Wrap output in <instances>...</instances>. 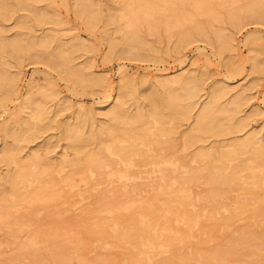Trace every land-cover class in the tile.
Listing matches in <instances>:
<instances>
[{
    "label": "rangeland",
    "instance_id": "374dc122",
    "mask_svg": "<svg viewBox=\"0 0 264 264\" xmlns=\"http://www.w3.org/2000/svg\"><path fill=\"white\" fill-rule=\"evenodd\" d=\"M18 2L19 0H0V48L1 45L8 46V43L12 45L7 47L6 53L0 49V203L4 204L3 199H8L12 194L11 185L5 183V176L17 172L15 163H25L32 155H37L42 166L38 165L35 170H41L47 164H59L64 157L71 160L72 145H76L81 151L85 149L84 151L96 152L99 143L97 144L94 136L101 127L111 123L107 113L122 85L130 88L124 107L128 109V113L134 114L138 105L144 111L148 109V95L155 96L154 98L159 96L158 99H161L163 90L159 82L162 79H174L187 74L197 77L199 90L195 107L187 120L178 121L173 142L169 141L172 149L175 147L172 152L177 150L174 155L187 154L190 157L203 147L208 149L227 146L245 139L251 132H258V137L264 135V72H256L254 60L251 59L256 56V60L264 64V10L257 11L259 15L254 17H241L240 11L237 16L231 14L232 8L237 10L249 4L255 5L256 9L261 8L264 0H234L233 5L228 2L225 7L211 3L214 17H197V27L193 24L184 26L183 32L187 35L185 33L186 36H182L181 33L182 37L179 32L183 28L178 32L173 30L166 33L160 27L156 31L140 27L134 35L128 33L120 18V0H28L24 8H19ZM175 9L177 14L191 13L189 7L179 6ZM39 15L45 18L38 19ZM185 27H189L190 31L187 32ZM131 35L138 38L130 40ZM216 49L222 53L216 54ZM65 57L69 60L64 62ZM76 70L83 74L85 82L65 79L67 72ZM94 77L100 80L96 85L87 82ZM214 91L218 95L217 104L226 109L238 98V104L233 110L216 114L224 132L204 136L201 142L188 146L186 151L182 150V134L190 129L194 118L207 101V96ZM79 114L83 115L81 123L76 121ZM67 124L71 126L66 131L63 126ZM91 137L95 141H90ZM161 140L166 141V138L161 137ZM155 147L159 150L161 147H151L158 154L159 150ZM6 149L16 155V162L2 157ZM143 162L144 159L142 164ZM139 166L142 165L139 163ZM139 169L141 168L137 167L135 170ZM44 170L41 171L47 174ZM68 170L61 173L67 176L72 172V169ZM145 171L140 172L145 176L148 172ZM50 173L47 174L49 177L44 178L43 175L40 182H44L43 186L46 184L45 188L48 186L52 190L61 173L57 175L54 172L53 177ZM135 173L140 176V184L145 181L148 183L154 176L151 171L148 172L151 175H146L145 178L142 174ZM70 178L78 189L76 191H80L79 199L74 191L76 196L69 191L71 196L66 199L69 189L60 185L53 189H63L58 191L60 194L57 193L60 197L57 202H52L54 206L52 203H49V207L43 203L33 206L39 212L42 208H47L49 213L55 211V216L52 213L48 217L43 212L42 215H37H41V218L25 217L24 221L21 219L26 224L22 226L23 230L16 229L17 234L11 229L14 235L8 233V229H0V264H144L145 260L142 261L143 257L140 255L144 250L139 249L138 255L135 253L138 256L135 259L131 255L136 251H132L124 242L125 238L133 234L138 236L136 231L140 232V229H125L124 232L119 229L117 236H123V239L118 246H114V237L111 240L107 237L110 235L109 229H80L74 225L78 224L74 220L80 219L78 215L81 212L94 210L99 201L111 202L115 197L112 201L115 203L116 194L112 192L120 191V185L101 184L94 191L84 185L79 176ZM140 184H133L135 187L132 190L135 189L136 192L132 198L140 199L143 195L148 197V184ZM200 185L192 186L193 196H202L217 189L226 192L227 198L231 199L241 191L240 185L233 188L205 183ZM138 186L142 187L139 189L144 187V191L138 192ZM111 187L114 190L109 192ZM193 187H198L199 190H194ZM99 189V193H95ZM145 191L147 195L143 194ZM200 191L204 193H199ZM72 196L77 200H71ZM258 196L261 199L257 200L258 211L249 209L242 215L222 213L213 218L209 214H201L200 225L204 229H192L191 232L181 229V237L188 234L190 236L184 245L169 249L167 254H164L165 251L160 254L155 252L151 257L152 263L148 264L264 263V254L259 256V250L264 248L261 241L262 238L264 240V225L260 224L264 221V192L258 193ZM79 206L81 211L74 210H80ZM125 233L129 236L125 237ZM106 243L110 244L106 246Z\"/></svg>",
    "mask_w": 264,
    "mask_h": 264
},
{
    "label": "bare ground",
    "instance_id": "6f19581e",
    "mask_svg": "<svg viewBox=\"0 0 264 264\" xmlns=\"http://www.w3.org/2000/svg\"><path fill=\"white\" fill-rule=\"evenodd\" d=\"M27 1L28 0H19L17 6H19V8H24ZM120 2L122 3L120 18L124 21V28H126V31L130 34L135 33L140 27H144L147 31H156L157 28L160 27L163 28L166 33L173 30L178 32L179 29L181 31L184 26L192 24L197 27V17L204 16L208 19L214 17V14H212L213 9L210 7L211 3H217L218 7H225V4L228 2H231V5L234 4V0H120ZM179 6L189 7L191 13L183 12L182 14H177L175 8ZM262 10H264V5L256 9L255 5L252 4L250 6L249 4L237 10L232 8L231 14L236 15L237 12L240 11L239 14H241V17H254L258 14L257 11L260 12ZM37 17L38 19L45 18L43 15ZM188 28L187 32L190 31ZM183 31H185L184 28L182 32H179L180 34L178 33L180 37L187 35V33ZM133 35H131L130 40L138 38ZM126 41L128 42L129 40L126 38ZM10 45L11 43H8V46ZM8 46L1 45V51L6 53ZM215 53L220 54L222 52L216 49ZM251 59L254 60V70L256 72H264V64L257 61L256 56H252ZM63 60L65 62L68 61L69 58L65 57ZM65 79L67 81L75 79V82H85L83 74L78 70L67 72ZM196 79L197 77L188 76V74L174 79H162V81L159 82L163 90L160 95L161 99H158V95V97L156 96L157 98H154L155 96L148 97V95L146 97L148 98V109L144 111L143 108L138 105L136 113L134 114L128 113V109L124 107L125 101L129 97L130 88H128L127 85L120 86L116 94L115 102L107 113L111 123L101 127L98 130V134L94 133L97 144L99 143L98 146L96 145V152L94 150H88L91 153L87 150L86 152L84 151L85 149L83 150V148H81L82 146L80 148L83 151H81L75 147L76 145H72L73 157L71 160L68 159L69 157H64L59 164L56 163L55 166H51V164L48 166L47 164L46 168L41 169H45L48 172L47 174L51 172L50 176L52 177L55 173L58 175L61 172H65L66 169H69L68 171L72 169V172L68 173L67 176L61 173L64 177L66 176L65 178L62 176V179H60L61 175L59 174L60 176L57 177H59L60 180L57 178L59 182L56 181L58 185L56 186V183L54 184L55 186L53 185V189H56L58 186L60 187V185L64 189H69H67L68 192H66V199L71 196L70 192H72V195H75L73 191L76 192L77 198H80V191H76L78 189L73 179L70 178L71 176H79L80 181L84 185L91 187L92 190L96 189L101 184L110 186L112 184L113 186L114 183H118V185H120V191H116L112 189V187L111 191H109L112 192V190H114L112 193L116 194L115 203H112L115 197L111 199V202H108V200H104V202L98 200L99 204L94 210L81 212L82 215L80 212H78L80 215L76 213L78 217L80 216V219L78 221L74 220L75 223H78L74 225L80 229H109L110 235L106 236L108 238L110 237V240L114 237L112 242L115 244L114 246H118L122 242L121 239H123V236H117L119 229H123L122 232L126 231L125 229H140V232L138 230L136 231L140 236H135V234H133L128 237L129 235L125 233V237L127 236L128 238H125L124 242L132 251H136L133 252V255L130 254L135 257V259L138 257L137 251L139 249L144 250V252L140 254L143 258L141 259V256H139L142 261L145 260L144 264H146V262L148 264V262L151 261V257L155 252L160 254L165 251V253H163L167 254L166 251L169 252V249L172 250L174 247H182L190 236L188 234V236L181 237V232H179L181 229L184 232H191L192 229H204L205 227H201L200 225V219H202L201 214H209V217L213 218L214 216L219 217L222 213L227 215H242L248 212L249 209L258 211L259 208L256 207V204L261 200L258 193L264 192V135L258 137V132H251L245 139L234 141L227 146L210 147L208 149H204V147L200 148L190 157L187 156V154L186 156H181L180 154H178L180 156L174 155L177 150L172 152L175 147L172 149V144H170L169 141H172L177 131L178 121L187 120L190 111L195 107V98L198 97L199 90L198 80ZM99 81V79L94 77L87 82L91 85H96ZM168 90H170L169 93H167ZM176 91L179 92L175 93ZM215 93L214 91L207 96V101L202 105L200 112L194 118L192 126L187 132L182 134V150L185 149L186 151L188 146L201 142L204 136L217 135L224 132L223 126L216 114L219 112L227 113L229 110H233L238 104V98H235L228 106L229 108L226 109V107H220L217 104L218 95ZM82 118L83 115L81 116V114H79L76 117V121L81 123ZM149 125H151V127H149ZM68 126L71 125L67 124L65 127L63 126V129L67 131ZM94 137H91L89 140L91 141ZM161 137H165L166 141L164 140L161 142ZM93 140L95 141V139ZM154 144L161 147L160 150L155 147L159 150L158 154L157 152L155 153L156 150L153 151L151 149V147L155 146ZM11 152L12 151L6 149L2 153V157L11 162H16V155ZM186 157L189 159L187 160ZM142 159L145 161L143 164ZM138 160H140V162ZM40 162L41 160L37 155H32L25 163H15L17 168L15 174H9L10 176L8 177L5 176V183L11 185L12 194L8 199H3L4 204L1 202L3 205H0V229H8V233H12L11 229H14V232L16 229H20L21 231L23 230L22 226L25 224L23 222L25 217L33 216L31 218L35 219V216H40L41 218L43 212L46 213L48 217L52 213H54L52 216L56 215L55 211L49 213L47 208H42L40 213L38 211L39 209H37V212L33 207L41 203L44 205L47 204L48 206L49 203H54L55 200L57 202V199L60 198L58 194L63 190H58V192L57 190L47 188L48 186L45 188L46 184L43 186L44 182H40L43 178L41 180L40 178L43 175L44 178L49 176L44 172L46 174L45 176L39 168L35 170L38 165H40ZM139 163L142 165L141 167ZM47 167H50V169ZM137 167L141 169H139V171L135 170ZM144 167L145 169L142 170ZM150 167L151 170L149 169ZM22 169L23 171H21ZM24 170H26V172ZM49 170L51 171L49 172ZM145 170L148 172L151 171L154 175L152 176L153 178L150 176L152 179L150 181L148 180V183L145 181L146 185L144 182L140 184V176H136L135 173L142 174ZM148 172L145 174L147 176L151 175L148 174ZM68 175H70L69 178ZM143 176L141 178H143ZM144 178L143 180H145ZM138 179L139 181L136 182ZM136 183L138 185L140 184V186L143 184L147 186L148 184V197H144L143 195L140 199L132 198L133 195L135 196L136 192L135 189L132 190V187H135L133 184L136 185ZM203 183L217 187L226 185L230 188L240 185L241 191L231 199L227 198L226 192H221L217 189L211 190L202 196H193L191 192L192 186ZM34 185H36V187H33ZM140 186L136 187V189L138 188V192H140L139 190L144 191L145 188L139 189ZM200 186L204 187V185ZM50 188H52V185ZM194 188L198 187H193V189ZM99 191L100 189L95 193H99ZM146 191L141 193H146L145 195H147ZM202 192L204 193V191ZM202 192L200 191L199 193ZM137 195H140V193H137ZM143 197L145 199H142ZM72 198L73 196L70 197L71 200ZM117 198L119 199L118 201ZM95 200H97V198ZM53 203L51 205H53ZM74 204H76V202H74ZM51 205L50 207L54 206ZM74 210L81 211V207L80 210H77V208ZM38 213L41 215L37 216ZM260 224L264 225V221H261ZM193 232L195 231L193 230ZM12 234L14 235V233ZM196 240H198V238ZM261 241L262 246H264L263 238ZM109 244L110 243H106V246ZM23 249H25V247H23ZM79 249H81V247ZM259 252V256L263 255L264 248H261ZM135 253L137 255H135ZM157 253L156 255L158 256Z\"/></svg>",
    "mask_w": 264,
    "mask_h": 264
}]
</instances>
